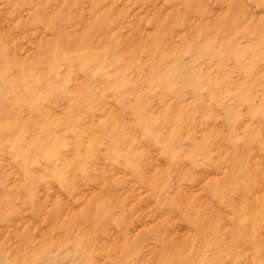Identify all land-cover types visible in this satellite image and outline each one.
Listing matches in <instances>:
<instances>
[{
  "label": "rangeland",
  "instance_id": "374dc122",
  "mask_svg": "<svg viewBox=\"0 0 264 264\" xmlns=\"http://www.w3.org/2000/svg\"><path fill=\"white\" fill-rule=\"evenodd\" d=\"M0 264H264V0H0Z\"/></svg>",
  "mask_w": 264,
  "mask_h": 264
}]
</instances>
